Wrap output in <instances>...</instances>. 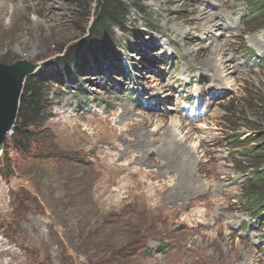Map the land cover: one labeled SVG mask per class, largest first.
Listing matches in <instances>:
<instances>
[{
	"label": "rangeland",
	"instance_id": "1",
	"mask_svg": "<svg viewBox=\"0 0 264 264\" xmlns=\"http://www.w3.org/2000/svg\"><path fill=\"white\" fill-rule=\"evenodd\" d=\"M122 2L95 46V0H0L51 153L0 151V264H264V0Z\"/></svg>",
	"mask_w": 264,
	"mask_h": 264
},
{
	"label": "trees",
	"instance_id": "2",
	"mask_svg": "<svg viewBox=\"0 0 264 264\" xmlns=\"http://www.w3.org/2000/svg\"><path fill=\"white\" fill-rule=\"evenodd\" d=\"M95 1L97 21L93 23L91 31V37L93 40L91 38L92 42L90 45L99 46L102 43L101 37L108 32L109 26L117 28L122 32L124 31L126 27L125 16L127 15V8L126 5L123 4L122 0ZM251 1L253 2L250 3V7H254L251 9L254 10L258 7L255 4L258 0ZM250 15L249 10H247L244 18ZM251 19L260 21L259 23H264V12L251 17ZM260 27H262L261 24L257 29ZM78 55L79 54L75 52L70 53L63 64L67 63V65H71V63H73L77 66V60L79 58L82 59V56L79 57ZM33 74L29 75L25 80L23 92L19 101L18 114L12 128V134L4 142L2 149L3 154L9 147L20 154H33L34 151H38L42 157L46 154H51L47 151V149H49L47 142L44 143L40 139L36 140V136H38L40 128L47 118L46 104L48 102L49 93L44 87L46 80ZM256 156V152L250 155L252 159ZM261 156L263 157L264 155ZM261 172H263V170L258 171V173ZM257 182L264 185V177H261L257 180ZM262 199H264V196H262ZM262 202L263 201H261L260 204H262ZM254 218L256 219V214H254Z\"/></svg>",
	"mask_w": 264,
	"mask_h": 264
},
{
	"label": "water",
	"instance_id": "3",
	"mask_svg": "<svg viewBox=\"0 0 264 264\" xmlns=\"http://www.w3.org/2000/svg\"><path fill=\"white\" fill-rule=\"evenodd\" d=\"M36 68L37 65L27 59L11 63L0 61V151L12 134L25 80Z\"/></svg>",
	"mask_w": 264,
	"mask_h": 264
},
{
	"label": "bare ground",
	"instance_id": "4",
	"mask_svg": "<svg viewBox=\"0 0 264 264\" xmlns=\"http://www.w3.org/2000/svg\"><path fill=\"white\" fill-rule=\"evenodd\" d=\"M202 10V9H201ZM204 11V10H203ZM210 11V10H209ZM205 12H207V11H204L203 13H205ZM201 13V12H200ZM201 15H204V14H200L199 15V17L201 18ZM203 21V20H202ZM214 24L216 23L215 21L213 22ZM218 23V22H217ZM222 23V22H221ZM220 27V26H219ZM222 28V27H221ZM221 32V31H220ZM224 50H225V48H223V47H219V46H217L216 47V49H214L213 50V53L214 54H220V52H224ZM227 58H229V60H230V56H228ZM219 59H221V57L219 58ZM221 65H223L222 63H221ZM226 66V67H225ZM225 66L223 65V67H225V68H227V69H225L224 70V72H232V70H234V67H233V65H226L225 64ZM232 68V69H231ZM224 74V73H223ZM227 75V74H226ZM220 76V75H219ZM123 116V115H122ZM178 122V121H177ZM173 126H174V124H173ZM171 127V126H170ZM175 127H180V123H178V125L177 126H175ZM170 130H172L171 128H170ZM173 131V130H172ZM184 138V137H183ZM167 140L169 141V143H170V145L173 147V148H176V147H179V144L180 145H182L181 143H182V141H181V139H179L178 140V138H176L175 137V135L173 134H171V136H169V138H167ZM180 148H181V146H180ZM223 257V256H222Z\"/></svg>",
	"mask_w": 264,
	"mask_h": 264
}]
</instances>
